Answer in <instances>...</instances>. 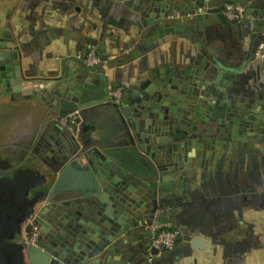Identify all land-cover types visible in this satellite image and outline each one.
Masks as SVG:
<instances>
[{
  "label": "crops",
  "instance_id": "0c3cea01",
  "mask_svg": "<svg viewBox=\"0 0 264 264\" xmlns=\"http://www.w3.org/2000/svg\"><path fill=\"white\" fill-rule=\"evenodd\" d=\"M205 1V10L217 11L200 22L188 15L187 28L170 30L158 22L181 23L180 27L185 23L170 15L156 19L145 3L131 6L123 0H0V26L9 29L20 52L21 72L31 81H52L49 87L40 89L47 102L0 96L4 108L13 110L9 115L8 110L0 108V160L11 159L14 165H18L14 161L17 158L33 161V154L26 149L30 140L23 141L21 132L27 129L32 133L48 121L58 125V115L76 105L71 97L77 88L63 83L60 77L64 74L71 82L91 89L82 102L106 99L89 106L86 115L79 109L80 121L71 129L74 135L79 138L84 123L88 146L118 155L115 149L126 141L120 136L121 121L114 104L107 99V85L122 86L121 103H126L145 80L163 77L168 69H185L203 50L201 63L210 56L228 73V97L235 107L247 108L242 113L245 117H259V138L241 132L240 140H230L214 155L208 152L202 165L195 161L184 171L189 181L176 190L166 209L167 224L178 228L181 235L173 249L154 257L153 264H264V61L254 56L256 46L264 40V25L254 24V20H264V0ZM225 2L245 6L244 18L225 20L218 11ZM154 5L159 6V2ZM177 17L183 15L178 12ZM90 47L101 54L102 70L89 69L76 57ZM77 67L90 75L76 72ZM27 136L32 135L27 132ZM46 162L42 167L49 170L48 177L26 162L22 164L25 171H34L28 197L33 190L39 192L32 213L45 201L57 176L52 164ZM85 165L83 157L73 163L57 195L84 190ZM31 220L27 218L26 222ZM49 228L53 230L54 223ZM140 231L123 250L111 255L109 263L148 264L150 235L146 228ZM21 238H27L23 232Z\"/></svg>",
  "mask_w": 264,
  "mask_h": 264
},
{
  "label": "water",
  "instance_id": "95a60500",
  "mask_svg": "<svg viewBox=\"0 0 264 264\" xmlns=\"http://www.w3.org/2000/svg\"><path fill=\"white\" fill-rule=\"evenodd\" d=\"M123 1L131 6L145 3L156 19L170 15L185 23L180 27L181 23L158 22L170 30L187 28L188 15L200 22L217 11V8L205 10V0ZM157 2L159 6L154 5ZM178 12L183 17H177ZM256 23L264 25V20H254ZM200 53L185 69H168L163 77L145 80L126 103L114 104L121 121L120 136L126 141L124 146L115 149L118 157L106 149L88 146L84 123L79 138L73 130L53 121L43 125L45 146L41 159L45 163L46 158L50 160L57 176L35 213L32 207L39 193L30 192L31 197L27 193L34 180L33 169L12 172L0 180V264H111V255L135 240L142 233L141 227L168 222L167 202L189 181L184 171L195 161L202 165L208 152L214 155L230 140L240 139L238 123L241 128L245 127V132L251 128L250 132L256 135L260 124L253 119L244 125L240 113L247 108H237L228 99V73L210 56L201 63ZM76 72L85 77L90 75L81 67ZM60 78L68 86L77 88L71 97L76 105L64 111L83 109L86 115L89 106L106 101L82 102L91 89L83 83L71 82L65 74ZM51 82L31 81L23 75L20 52L9 29L0 26V96L47 102L40 89L49 87ZM86 83H90L89 79ZM66 97L69 99V95ZM79 121L80 117L76 119ZM82 157L86 160L82 167L86 173L84 190L57 195L63 178ZM0 165L12 167L9 160H0ZM14 215H18L16 220ZM30 217L32 220L25 232L30 234L31 223L40 225L41 236L36 244L20 241L18 231V238L14 239V230ZM5 220L9 224L7 228ZM53 223L52 230L49 224ZM61 224H64L62 228L55 227Z\"/></svg>",
  "mask_w": 264,
  "mask_h": 264
},
{
  "label": "built area",
  "instance_id": "2783aa9c",
  "mask_svg": "<svg viewBox=\"0 0 264 264\" xmlns=\"http://www.w3.org/2000/svg\"><path fill=\"white\" fill-rule=\"evenodd\" d=\"M219 14L227 21H240L245 16V6L234 3L225 2L219 8ZM254 56L256 59L264 61V40H261L255 48ZM78 60L87 68L94 71L102 70L103 59L97 49L90 47L84 53L76 55ZM105 69V68H104ZM107 99L113 104H121L124 89L120 85H107ZM79 115V110L63 113L58 115L57 123L59 126L68 129H74L76 125L75 118ZM77 126V125H76ZM150 231V240L147 250L146 260L148 264H153L154 257L161 251L171 250L175 247L181 232L178 228L170 227V225L161 224L159 226L147 225ZM39 236V228L36 224H32L31 232L26 240L28 243L36 244ZM155 250V252H154Z\"/></svg>",
  "mask_w": 264,
  "mask_h": 264
},
{
  "label": "flooded vegetation",
  "instance_id": "af4514ba",
  "mask_svg": "<svg viewBox=\"0 0 264 264\" xmlns=\"http://www.w3.org/2000/svg\"><path fill=\"white\" fill-rule=\"evenodd\" d=\"M228 99H230V101L232 102V99L231 98H229L228 97ZM79 110V109H78ZM238 113V112H237ZM228 114H230V112L228 113ZM240 114H242V113H240ZM236 115L237 114H235L234 113V116L236 117ZM242 116L244 117L243 119L245 120V121H242V122H244L245 124L244 125H248V123H250V122H252V120L254 119V121L255 122H257L258 124H260V126H261V121L260 120H258V118L259 117H251V116H244L243 114H242ZM78 117V116H77ZM77 117L75 118V122H76V119H77ZM256 118V119H255ZM78 122H76V124H77ZM238 131L241 133H245V134H248V133H251L250 131H251V128L250 129H248L246 132H245V127L244 128H241L240 127V124L238 123ZM42 126V125H41ZM40 126V127H41ZM39 127V129L38 130H33L32 131V133H30V131H27V129H25V130H23L21 133H22V138H24V140L23 141H25V140H27V138H29V142L30 143H28L29 145H28V148H26L27 149V151L28 152H30V153H32L33 155H31V157L33 158L32 160L33 161H29V158H26L27 160H24V159H21V160H18V158L16 159V160H14V161H17V164L18 165H14V164H12V160L11 159H8V158H5V159H1V160H9L10 162H11V165H13L11 168H4V167H0V180H2V179H4V178H8L9 176H11V174H12V172H15L16 173V171H20V170H22V169H24L23 168V166H22V164L24 163V162H26L27 164H28V166H30V167H35L37 170H38V172L40 173V174H44L45 175V177H48V172H49V170H46V169H44L42 166H43V164L45 163L44 161H42V159H41V156L42 157H44V153H43V151H44V149H43V147L45 146L44 144H45V140L43 139L44 137L42 136V129ZM27 132H28V134H30V135H32L31 137H28L27 136ZM20 133V134H21ZM254 134V133H253ZM256 138H259V133H258V131H257V133H256V135H254ZM236 139H238V138H236ZM241 139V138H240ZM239 139V140H240ZM26 142V141H25ZM27 145V144H26ZM20 150H22V147L19 149V151ZM2 153V152H1ZM10 154V157L13 155L12 154V152H10L9 153ZM1 156V155H0ZM38 156L40 157L39 158V160L37 159L38 158ZM12 158V157H11ZM41 159V160H40ZM46 160L47 161H49L50 162V160L49 159H47L46 158ZM35 161V162H34ZM37 161V162H36ZM1 166V165H0ZM21 166V167H20ZM51 171V170H50ZM1 186V185H0ZM31 192H38L37 190H33V191H31ZM39 193V192H38ZM18 214V213H17ZM16 215V214H15ZM14 215V216H15ZM18 216V215H17ZM17 216H15L14 217V220H16V218H17ZM4 227H8V223H7V220H5L4 221ZM27 222H26V219H24V221H23V223L19 226V227H17L15 230H14V233H15V235H14V239H17L18 238V236H16V231H18L19 232V237H20V241H22L23 243H28L27 242V240H26V238L25 239H23V238H21V232H23L24 233V236L26 235V237H27V233L25 232V227L27 226ZM32 224H34V223H31V225ZM32 228V227H31ZM39 233H40V230H39ZM40 239V237L38 236V240Z\"/></svg>",
  "mask_w": 264,
  "mask_h": 264
},
{
  "label": "rangeland",
  "instance_id": "374dc122",
  "mask_svg": "<svg viewBox=\"0 0 264 264\" xmlns=\"http://www.w3.org/2000/svg\"><path fill=\"white\" fill-rule=\"evenodd\" d=\"M6 105L4 104V102L3 101H0V108H3V109H5L4 107H5ZM6 110V109H5ZM7 110H8V112H6V113H8L9 115H10V113H13L12 111V109L11 108H7ZM6 110V111H7ZM6 129H8V128H6Z\"/></svg>",
  "mask_w": 264,
  "mask_h": 264
}]
</instances>
